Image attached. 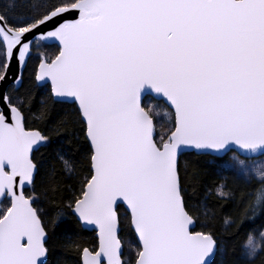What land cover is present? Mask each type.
Returning a JSON list of instances; mask_svg holds the SVG:
<instances>
[{"label": "water", "instance_id": "obj_1", "mask_svg": "<svg viewBox=\"0 0 264 264\" xmlns=\"http://www.w3.org/2000/svg\"><path fill=\"white\" fill-rule=\"evenodd\" d=\"M0 264H45L47 233L26 191L46 144L10 103L37 42L56 45L37 84L76 104L93 150V175L73 209L98 249L82 264H124L119 207L141 247L135 264H212L218 243L196 233L178 172L187 153L264 156V0H80L17 31L0 16ZM147 97L173 112L161 147Z\"/></svg>", "mask_w": 264, "mask_h": 264}, {"label": "trees", "instance_id": "obj_2", "mask_svg": "<svg viewBox=\"0 0 264 264\" xmlns=\"http://www.w3.org/2000/svg\"><path fill=\"white\" fill-rule=\"evenodd\" d=\"M80 0H0V16L14 30H25L51 12ZM60 53L56 45L35 43L19 88L10 87V103L24 117L27 130L38 131L46 144L36 151L33 161L37 175L26 191L39 214L48 240L45 264H82L85 250L96 252V232L85 230L73 209L92 178L93 150L87 126L76 104L56 101L50 86L37 84L43 59L52 62ZM6 66L5 48L0 41V78ZM144 109L156 125V143L165 144L175 130V117L163 102L147 97ZM233 153V152H232ZM223 158L187 153L180 158L178 172L185 207L196 222V233L212 236L218 252L212 264H264V244L253 259H246L244 246L251 236L264 231V180L245 181L235 170L221 169ZM224 186L225 196L218 193ZM11 201L0 209V220ZM124 264H135L141 247L132 229L130 215L118 209Z\"/></svg>", "mask_w": 264, "mask_h": 264}, {"label": "rangeland", "instance_id": "obj_3", "mask_svg": "<svg viewBox=\"0 0 264 264\" xmlns=\"http://www.w3.org/2000/svg\"><path fill=\"white\" fill-rule=\"evenodd\" d=\"M219 166L224 170H235L241 179L248 182L252 180H264V156L255 159H246L236 153H230V155L223 162H221ZM218 193L221 196H225V187L221 186L218 189ZM263 244L264 231L258 237H249L244 246L245 258H255L260 252Z\"/></svg>", "mask_w": 264, "mask_h": 264}]
</instances>
